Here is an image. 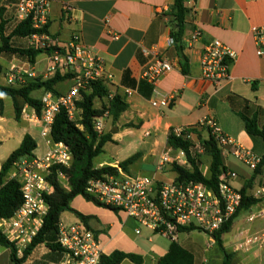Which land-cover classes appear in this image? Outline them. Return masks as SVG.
I'll use <instances>...</instances> for the list:
<instances>
[{"label": "crops", "instance_id": "1", "mask_svg": "<svg viewBox=\"0 0 264 264\" xmlns=\"http://www.w3.org/2000/svg\"><path fill=\"white\" fill-rule=\"evenodd\" d=\"M17 1L0 0V7L6 9L8 29L16 20ZM50 2L49 36L53 42L64 47L74 36H79L83 44L105 60L107 72L113 75L112 84L106 85L109 96L97 98L95 107L109 105L110 99L116 94L122 96L129 104V108L117 121L114 122L112 117L106 119L104 133H111L113 141L106 143L103 153L99 156L107 151L109 144L112 145V155L98 162L96 161L99 156L95 158L96 167L119 166L120 162L139 153L141 157L130 166V172L147 173L149 175L146 176L163 182L175 180L177 174L170 169V164L162 172L156 169L158 159L173 149L168 145L170 131L174 128L195 126L208 116L217 120L223 134L235 144L242 146L260 160L264 158V137L251 136L242 118H255L259 129L264 130V58L257 55L251 32L254 26H264V0H185L186 17L182 41L184 53L188 58L186 74L182 71L175 44L169 45L174 25L172 8L175 0ZM196 30H200L202 36L198 41L191 42ZM215 39L235 53V58L230 64L231 79L220 86L206 81L201 67L205 46ZM14 41L22 46L28 44V39ZM144 50L164 56L174 66L155 88L151 85L152 91L146 85L140 86L144 81L143 73L153 60V55L144 53ZM0 62L3 66L0 76L5 79V82L0 84L9 86L6 78L13 68L25 74H32L34 78L46 79L50 56L46 53L38 55L34 66L16 57L11 60L2 57ZM126 71L130 73L129 80L136 82L135 88L122 84ZM72 85L71 79L58 83L55 87L56 95L69 92ZM127 89L134 91L132 96L126 97ZM155 92L172 96L173 100L166 107H154L152 100L157 96ZM44 93L43 90H37L32 96L40 100ZM98 103L102 106H97ZM81 115L82 111L77 109L75 120H80ZM109 120L115 125L108 131ZM147 132H150L149 136H146ZM26 135H30L37 144L33 153L35 158H42L48 150V145L41 136V123L35 110L26 106L21 118L17 120L13 99L4 96L3 109L0 110V171L13 151L21 146ZM199 138L202 141L208 140V132H200ZM175 154L173 151L172 155ZM222 159L226 168L238 175L232 181V186L241 191L249 183L247 195L259 199L258 203L249 209L239 212L230 231L222 237L223 247L232 255L233 264H264V248L255 247L249 251L237 249L242 240V232L264 233V195L259 193L264 186V165L256 174V169H251L246 163L237 160L230 152L222 153ZM13 170L15 172L10 174V177L18 174V167ZM202 172L209 175L203 170ZM76 199L80 212L91 216L88 227L99 235L105 255L120 250L142 256L143 264L147 261L156 264L167 253L171 241L165 236L159 234L166 240H155L154 237L158 234L150 232L146 240L153 244L148 247L147 242L140 241L143 231L140 235L136 234L138 224L134 219L123 212L116 214L96 206L83 198ZM243 213L246 216L242 215ZM185 243L189 246L187 240ZM213 244L216 245L215 242ZM182 246L190 251L187 246ZM0 250V264H12L10 250L1 246ZM34 252L25 264L36 263ZM216 254V250L209 252L210 257H215ZM212 260V264H222L221 251L220 256ZM122 264L134 263L125 260Z\"/></svg>", "mask_w": 264, "mask_h": 264}, {"label": "built area", "instance_id": "2", "mask_svg": "<svg viewBox=\"0 0 264 264\" xmlns=\"http://www.w3.org/2000/svg\"><path fill=\"white\" fill-rule=\"evenodd\" d=\"M51 2L50 0H18L16 4V21L30 19L33 28L43 30L49 25ZM252 35L256 45L257 55L264 58V26L252 27ZM202 36L196 30L191 42L198 41ZM118 38V36H114ZM28 44L33 47L57 46L47 33H36L28 38ZM175 44L170 37L169 45ZM60 47V46H59ZM63 52L55 51L50 56V66L47 78L56 73L71 74L73 85L69 92L56 95L45 92L41 97L42 111L37 119L41 123V136L46 140L48 150L42 158L33 160L24 159L18 165L16 178L21 183L23 203L12 217L0 219V231L14 246L17 259L24 256L26 249L38 235L44 218L50 210V205L44 198L45 194L52 192L47 177L54 166L70 168L73 156L64 143H55L51 138L52 127L56 115L61 108L67 110L70 118L75 120L76 102L81 99L83 91H87L92 83L101 82L112 84L113 75L106 70L105 60L94 53L82 43L79 36H74L64 47ZM153 55L152 62L143 73V79L154 88L160 80L174 69L173 64L164 56L143 51ZM235 53L219 40L210 41L204 48L201 67L203 78L220 86L231 79L230 64ZM34 78L32 74H25L17 69L10 70L6 78L9 86H22L27 80ZM46 78V79H47ZM133 90L125 91L126 97L133 95ZM157 95L152 100L154 107H166L173 100L172 96ZM110 113L106 111L103 116L96 118L94 129L99 134L105 132L106 119ZM187 128H174L177 136L185 137L192 143L191 152L197 155L205 153V145L197 133L187 132ZM192 128L197 131H207L216 140L223 154L231 153L237 160L246 163L251 169H256L261 162L251 152L235 144L223 134L217 120L208 116ZM187 129V130H186ZM150 132L146 133L149 136ZM227 147L229 149H227ZM175 151L176 154L172 155ZM176 163L187 165L186 153L183 150L171 149L161 156L156 169L162 172L164 168ZM117 174H106L103 178L92 179L88 182L86 192L97 198L107 207L119 209L138 224L136 234L140 235L142 229H148L153 234H160L171 242L179 241L182 228H193L212 238L232 218L240 207L243 195L240 190L232 186V181L238 176L233 170L226 169L219 176L218 191L214 192L202 182L171 180L163 182L150 176H133L125 173L119 166H115ZM68 178L59 172V180ZM264 195V186L259 190ZM242 240L238 250L249 251L252 248H264V233H241ZM58 243L64 252L60 264H102L104 250L97 232L90 229L81 220L74 224H59ZM212 244L208 247L211 248ZM2 252L0 250V257ZM15 264V263H12ZM202 264H208L204 261Z\"/></svg>", "mask_w": 264, "mask_h": 264}, {"label": "trees", "instance_id": "3", "mask_svg": "<svg viewBox=\"0 0 264 264\" xmlns=\"http://www.w3.org/2000/svg\"><path fill=\"white\" fill-rule=\"evenodd\" d=\"M174 16V25L171 30V37L174 39L178 56L181 59L182 71L187 73L188 58L184 53V45L182 41L184 28L186 7L185 0H175L172 8ZM6 9L0 7V58L6 57L11 60L16 57L24 62L34 66L36 57L42 53L51 55L55 51L63 52V48L59 46L53 47H33L27 44L26 46L17 45V39H28L31 35L36 33L49 34V25L43 30H36L33 28L30 19L21 22L14 21L11 28L8 29L9 20L6 18ZM50 35V34H49ZM3 73V66L0 62V75ZM129 71L123 75L122 84L128 87L135 88L136 82L129 80ZM72 79L71 74L62 75L59 72L54 76L44 79L30 78L27 83L22 86H4L0 84V110L3 109L4 96H10L14 101V111L17 120L21 118L22 112L26 106L33 108L37 116L41 115L42 103L41 100L34 98L32 93L37 90L44 92H52L57 94L56 85L62 81ZM141 85H146L150 91L153 87L147 82L142 81ZM109 96V90L106 85L101 82H94L87 91H83L81 99L76 102V107L82 111L80 120H72L64 108H61L56 115L55 122L52 127L51 138L55 143H64L69 148L73 162L70 168L62 166H54L47 177V181L52 187V192L45 194L44 198L50 205V210L44 218L43 225L32 242L26 249L23 258L17 259L16 250L14 246L5 238L0 231V246L10 250V259L15 264H25L28 258L33 254L39 246H45L51 253V257L55 262H61L64 252L58 243L59 224L61 222V215L64 211H73L76 216L88 226V221L91 216L84 215L71 208V202L77 196H83L87 201L93 202L99 207H103L119 213V209L107 207L102 204L97 198L89 195L86 192L87 184L92 179L103 178L106 174H117V169L112 166L96 167L94 159L103 153L104 146L108 142H112L111 133L99 134L94 129L96 118L104 115L106 111L110 113L113 121H117L121 114L129 108L126 100L116 94L113 96L109 105L104 104L101 108L95 107V100L97 98H105ZM245 121L247 132L255 137H264V130H260L255 118H248L242 116ZM187 130V129H186ZM185 132V131H184ZM177 136L173 129L168 136V145L175 150H183L186 153L188 163L191 169L183 168L179 165H173V171L177 174L176 181H195L204 183L209 189L214 192L218 191L219 176L227 168L223 163L222 152L213 136L210 135L208 140L203 141L205 145V154L211 159L209 165V175H205L201 170L202 162L200 155L191 152L192 143L185 137ZM187 132H194L200 136V131L189 128ZM37 148L35 140L26 135L21 146L13 151L8 159L3 163L0 171V219L9 218L14 215L18 208L23 203V193L21 190V183L15 177H10V172L16 165L24 159L33 160L35 158L34 150ZM141 155L136 153L126 160L119 163V167L127 174H131L130 166L133 165ZM264 165V158L256 168V174ZM59 172L63 173L68 178L69 189L65 188L59 180ZM250 187L248 183L246 187L241 190L243 200L237 212L232 218L223 226L222 229L216 231L213 236L215 243L223 255L222 264H233L232 255L228 253L223 247V235L228 233L234 223L239 212L243 209H249L251 206L258 203L259 199L247 195V189ZM193 228H182L181 233L194 231ZM125 260H130L134 264H143V257L133 253H126L124 251L115 250L109 255L102 256V264H122ZM156 264H197L195 255L183 247L178 241L171 242L170 247L165 255H163Z\"/></svg>", "mask_w": 264, "mask_h": 264}, {"label": "rangeland", "instance_id": "4", "mask_svg": "<svg viewBox=\"0 0 264 264\" xmlns=\"http://www.w3.org/2000/svg\"><path fill=\"white\" fill-rule=\"evenodd\" d=\"M17 45H21V44L19 43ZM0 82H5L4 76H0ZM36 94L38 95V93H36ZM97 106L101 107L102 104L98 103ZM108 123H110V124H108V127H107V130L109 131L115 124L111 120H109ZM111 148H112V145L109 144L107 147V151L103 155L99 156L97 158L96 162H98L99 160L108 159L109 157H111V155H112L111 154ZM200 160L202 162V165H201L202 170L204 172H207V174H208L209 173L208 167H209V163L211 162L210 157L204 153V155L202 154V156H200ZM170 165H171L170 169H173V165H177V164L173 163ZM182 167L188 169L187 165H182ZM14 172H15V170H12L10 172V174H12ZM131 175H133V176H146L149 174H147V173H140L139 174L136 172H131ZM60 182L65 188L69 189L68 179L67 180L61 179ZM76 198H83L84 200H86L83 196H77ZM76 198L71 202V208L80 212L79 204H78V202H76V200H78V199H76ZM87 202H89V201H87ZM91 203H93V202H91ZM94 205H96V204H94ZM107 210H109V209H107ZM242 215L246 216L245 213H243ZM61 221L64 224L70 225V224H74V223L80 221V219L76 216V214L73 211L66 210L61 215ZM142 231H143V233H142V237H141L140 241L141 242H143V241L147 242L146 237L151 231L148 229H145V228H143ZM160 238L165 239V237H161L159 234L154 237L155 240H158ZM226 238H228V235H226ZM186 240H187L189 246H187V244L185 243ZM179 242L182 245L187 246L190 249V251H192V253L197 258L198 264H202L204 261H208V264H212V262H213L212 258L217 259L218 256H220V251H219L218 245L217 244L214 245L213 243H211L210 236L201 232V231L194 230L191 232L182 233L179 235ZM147 243H148L147 244L148 247H150L153 244V243L151 244L149 242H147ZM209 244H212L211 248L208 247ZM210 250H216L217 254L215 257L209 256ZM34 258H36V260H37V261H35L36 263H34V264H58L57 262L53 261L50 251L43 245L36 248V250L34 252ZM146 264H151V262L147 261Z\"/></svg>", "mask_w": 264, "mask_h": 264}, {"label": "water", "instance_id": "5", "mask_svg": "<svg viewBox=\"0 0 264 264\" xmlns=\"http://www.w3.org/2000/svg\"><path fill=\"white\" fill-rule=\"evenodd\" d=\"M212 238L215 240V237L214 236H212Z\"/></svg>", "mask_w": 264, "mask_h": 264}]
</instances>
